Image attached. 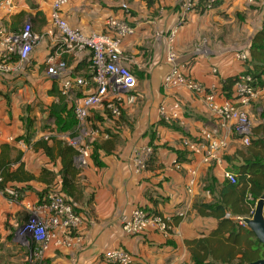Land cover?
I'll use <instances>...</instances> for the list:
<instances>
[{
    "label": "crops",
    "instance_id": "1",
    "mask_svg": "<svg viewBox=\"0 0 264 264\" xmlns=\"http://www.w3.org/2000/svg\"><path fill=\"white\" fill-rule=\"evenodd\" d=\"M53 1L14 0L12 10L0 9V26L19 31L30 24L42 36L23 70H15L12 61V69L0 72V169L17 176L7 184L22 192L18 202L0 192V264H109L103 261V253L116 247L128 250L134 264H194L187 242L209 234L218 225L216 218L198 214L194 204L200 199L212 200L211 191L204 189L210 175L217 177L218 187L226 179L221 165L205 164L200 152H192L182 144L184 137L195 139L203 129L220 125L203 96L183 86L164 85L171 68L167 36L179 19L181 0H74L63 7L70 25L87 33L104 31L111 16L126 19L136 28L135 34L124 40L122 49L125 64L137 78L130 92L137 99L124 106L121 118H114L104 108H97L98 115L93 113L98 119L90 116L102 132L95 138L97 143L105 142L109 134L116 136L108 139V152L95 148L97 152L89 165L81 168L78 182L82 196L72 202L86 218L78 230L81 243L53 247L44 259L29 260L30 249L18 230L31 216L30 207L39 202L48 186H62L61 159L52 160L34 144L50 132H71L63 129L74 118L73 107L92 91L89 87L70 95L62 92L63 102L57 96L62 91V76L54 77L48 72L53 65L48 62L49 57L64 60L67 73L89 78L90 52L62 44L59 30L50 21ZM263 27V0H221L213 10L204 13L199 7L189 14L176 36L178 62L195 80L216 86L222 100L226 98L221 94L223 81L246 68L235 58V52H249L254 36ZM202 37L208 40V50L203 52L196 49ZM250 65L253 67V63ZM53 104L63 108L53 114ZM161 106L178 117L162 120ZM249 114L253 138L264 136V89L249 106ZM100 115L106 118L105 122ZM105 130L107 138L103 135ZM220 130L229 142L224 166L236 172L235 166L240 164L238 151L247 145L230 128ZM19 140L33 146L25 149ZM136 145H152L155 149L149 168L140 174L131 159ZM175 162H180L184 169H176ZM189 167L198 170L199 178L192 194L186 189L185 168ZM29 175L34 178L27 179ZM138 207L172 217V234L167 237L154 230L137 236L127 234L123 219ZM180 209L186 211L184 217L177 215Z\"/></svg>",
    "mask_w": 264,
    "mask_h": 264
},
{
    "label": "built area",
    "instance_id": "2",
    "mask_svg": "<svg viewBox=\"0 0 264 264\" xmlns=\"http://www.w3.org/2000/svg\"><path fill=\"white\" fill-rule=\"evenodd\" d=\"M72 1L74 0H54L50 21L59 30L64 46L69 49L82 48L90 52L88 58L90 77L85 78L67 73V63L54 56H50L48 59V62L53 64L48 68V72L54 77L62 76L61 88L66 95H70L80 88L90 87L92 91L82 96L74 106V112L80 124L78 135L72 132L54 131L44 135L43 139L49 141L58 138L76 148L78 150L76 163L78 167L83 168L89 165L92 158L93 147L90 140L102 135L101 130L90 121L91 111L104 108L114 118H121L124 106L136 102V96L130 92L135 87L137 78L125 64L122 49L124 40L133 36L136 28L126 19L111 16L106 21L104 31L87 33L80 28L71 26L63 15V7ZM219 1L181 0L179 19L167 36V60L171 68L164 78V85L183 86L203 96L206 107L218 119L220 125L203 129L195 139L184 137L183 145L192 152H200L205 164L221 165L224 178L231 183H237L238 174L224 166L223 156L229 147V142L228 138L221 133L220 128H230L245 145H249L252 135L249 106L260 97L264 87L260 86L258 78L251 73H241L234 86V98L220 100L216 86H207L186 74L178 62V52L175 47L176 36L189 14L196 10L200 3H203L205 12L211 11ZM249 2L253 3L255 0H249ZM13 6L14 0H0V9L10 11ZM123 7L127 9L128 5L123 4ZM41 38V34L34 31L30 24L19 31H10L4 26H0L2 46L0 72L12 69L10 62L13 61L14 56H17L18 59L16 62L14 61L13 68L17 71L23 70ZM235 58L245 64L250 60V54L246 50H238L235 52ZM160 116L162 120L172 121L178 117V114H170L165 106H161ZM103 135L108 137L106 133ZM10 140H14V138H10ZM18 143L25 149L32 147V144H28L24 140H19ZM153 156L154 147L152 145H136L131 157L136 173L145 172ZM174 165L178 170L184 169L180 162H175ZM185 171L188 174L186 189L188 193L192 194L194 188L199 184L198 170L189 167L185 168ZM3 182L4 177L0 169V192L13 202L20 201L21 190L9 184L1 187ZM255 208L256 206L254 210ZM30 210V219L20 227L18 234L29 247V260L32 262L44 259L46 253L53 247H74L81 243L82 236L78 230L86 218L75 209L61 186H54L47 195L42 196L39 202L31 206ZM177 215L184 217L186 211L180 209L177 211ZM242 224H246L244 220H242ZM122 226L127 234L134 236L154 230L169 237L174 230L172 217L150 212L143 207L135 208L130 215L124 217ZM102 257L103 261L109 264H134L133 255L122 247L108 249Z\"/></svg>",
    "mask_w": 264,
    "mask_h": 264
},
{
    "label": "trees",
    "instance_id": "3",
    "mask_svg": "<svg viewBox=\"0 0 264 264\" xmlns=\"http://www.w3.org/2000/svg\"><path fill=\"white\" fill-rule=\"evenodd\" d=\"M199 7L204 13L203 3H200ZM249 52L250 60L244 64L246 68L242 73H251L258 78L260 86L264 87V27L254 36ZM17 59V56L13 57V61ZM250 63H253V67ZM238 75L223 81L221 94L226 98H234V86ZM57 96L61 102L65 101L62 91H59ZM62 108L63 106L57 107L53 104V114ZM73 113V119L77 120L74 107ZM162 122L165 124L164 121ZM105 133L108 134V130H105ZM109 135V140L112 136H116L115 133ZM29 139L26 138L28 141ZM108 139L101 144L98 143L95 148L105 149L108 152ZM34 148L43 149L52 160L61 159L62 190L71 202L79 200L82 196V186L78 182L81 173V168L76 163L78 150L57 138H54L52 143L41 139L34 144ZM238 156L240 164L235 166L238 182L231 183L225 180L219 187L216 186L217 182L214 185V182H210L204 189L211 191L212 200L200 199L194 204L198 214L218 220L217 227L209 234L187 242L194 264H247L264 257V245L259 242L248 225L242 224V220L253 215L255 203L264 198V136L253 138L251 135L250 144L239 150ZM149 165L150 162L147 169ZM2 173L4 182L1 187L8 185L9 179L17 177L7 173L5 169ZM26 178L32 179L34 176L29 175ZM209 180H215L213 175H210ZM53 187L48 186L41 196L47 195ZM75 209L77 210L76 207Z\"/></svg>",
    "mask_w": 264,
    "mask_h": 264
},
{
    "label": "water",
    "instance_id": "4",
    "mask_svg": "<svg viewBox=\"0 0 264 264\" xmlns=\"http://www.w3.org/2000/svg\"><path fill=\"white\" fill-rule=\"evenodd\" d=\"M244 222L255 233L259 242L264 245V198L257 202L254 215L245 218ZM247 264H264V257Z\"/></svg>",
    "mask_w": 264,
    "mask_h": 264
},
{
    "label": "rangeland",
    "instance_id": "5",
    "mask_svg": "<svg viewBox=\"0 0 264 264\" xmlns=\"http://www.w3.org/2000/svg\"><path fill=\"white\" fill-rule=\"evenodd\" d=\"M216 7V6H215ZM214 7V8H215ZM205 42V43H204ZM198 43H199V45H197L196 47V49L198 50V51H205V50H208V40H206L205 39V37H202L201 39H200V41H198ZM92 112V117L94 118V120L95 119H98V117L96 116V115H98L99 113V111H98V109H93V111H91ZM93 113L95 114L96 113V115H93ZM100 116H102V115H100ZM102 118V121H106V118L104 119V117L102 116L101 117ZM56 121H58V120H56ZM250 122H251V120H250ZM69 125H67V126H65L64 127V129L63 130H68V131H71L73 134H76V135H78V133H79V126H80V124H79V121L78 120H76V118L75 119H73V120H69V123H68ZM101 126L104 128V129H106L107 127H106V125H105V123H102L101 124ZM252 129H253V126H252V122H251V131H252ZM89 140V139H88ZM90 142H92V158H93V156L96 154V150H95V146L98 144L97 143V140L96 139H94V140H90ZM182 144H183V142H182ZM32 146H33V144H32ZM184 146V145H183ZM185 147V146H184ZM186 148V147H185ZM98 156V155H97ZM91 158V159H92ZM213 178H215V180H210L209 182H208V184L207 185H209L210 184V182H214L213 183V185L217 182V177H214L213 176ZM255 206H256V203H255ZM29 219H30V217H29Z\"/></svg>",
    "mask_w": 264,
    "mask_h": 264
}]
</instances>
